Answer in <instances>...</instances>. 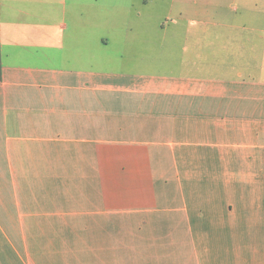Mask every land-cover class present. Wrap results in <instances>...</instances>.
Returning a JSON list of instances; mask_svg holds the SVG:
<instances>
[{
  "label": "crops",
  "instance_id": "obj_1",
  "mask_svg": "<svg viewBox=\"0 0 264 264\" xmlns=\"http://www.w3.org/2000/svg\"><path fill=\"white\" fill-rule=\"evenodd\" d=\"M123 1L0 0V264H264V77L147 72Z\"/></svg>",
  "mask_w": 264,
  "mask_h": 264
},
{
  "label": "rangeland",
  "instance_id": "obj_2",
  "mask_svg": "<svg viewBox=\"0 0 264 264\" xmlns=\"http://www.w3.org/2000/svg\"><path fill=\"white\" fill-rule=\"evenodd\" d=\"M139 7L147 13L146 25L135 33L121 30L117 41L145 40L151 45L147 72L189 76L242 72L264 77V0H149L147 4L136 2L131 9ZM137 20L134 14L119 17L133 28ZM172 42L177 48L161 49L162 43ZM127 47L124 51L129 59L118 66L123 70L132 67L131 54L138 51Z\"/></svg>",
  "mask_w": 264,
  "mask_h": 264
}]
</instances>
